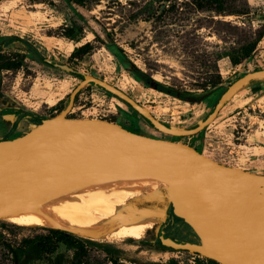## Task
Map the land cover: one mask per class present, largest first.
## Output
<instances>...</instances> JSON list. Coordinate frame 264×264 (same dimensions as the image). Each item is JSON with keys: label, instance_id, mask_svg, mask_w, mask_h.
<instances>
[{"label": "rangeland", "instance_id": "1", "mask_svg": "<svg viewBox=\"0 0 264 264\" xmlns=\"http://www.w3.org/2000/svg\"><path fill=\"white\" fill-rule=\"evenodd\" d=\"M224 7L225 12L197 8L191 0H96L83 7L66 0H0V41L11 36L23 41L1 49L0 64L8 58L16 62L22 57V62L18 69L0 70V140L18 137L62 111L82 80L72 71L104 80L166 126L196 127L229 84L264 69V0H225ZM85 43L90 52L71 58ZM249 44H254L250 56L231 64L228 55H238ZM66 117L107 120L264 175V78L240 88L207 127L190 136L158 131L127 102L96 84L80 89ZM160 193L127 200L135 214L159 220L138 240L95 241L73 234L85 251L80 264H113L111 259L118 264H219L160 243L157 248L139 244H151L154 229L166 221L156 209L168 207L167 189ZM260 206L264 213V202ZM2 218L0 264H15L10 247L50 234L49 228L18 226ZM62 250L58 245L56 251ZM28 264L49 263L40 258Z\"/></svg>", "mask_w": 264, "mask_h": 264}, {"label": "water", "instance_id": "2", "mask_svg": "<svg viewBox=\"0 0 264 264\" xmlns=\"http://www.w3.org/2000/svg\"><path fill=\"white\" fill-rule=\"evenodd\" d=\"M261 78L264 69L246 73L228 86L196 127L177 129L159 122L104 80L83 75L57 115L18 137L0 140V218L71 180L121 171L157 173L181 181L167 188L168 202L173 215L198 239L177 243L160 238L162 245L219 264H264V222L254 197V190L264 186V175L220 164L189 145L138 134L107 120L66 117L80 89L96 84L127 102L158 131L190 136L207 127L240 88ZM156 211L165 215L166 209Z\"/></svg>", "mask_w": 264, "mask_h": 264}, {"label": "bare ground", "instance_id": "3", "mask_svg": "<svg viewBox=\"0 0 264 264\" xmlns=\"http://www.w3.org/2000/svg\"><path fill=\"white\" fill-rule=\"evenodd\" d=\"M180 183L157 173H103L54 186L3 218L18 226L62 230L95 241L140 239L159 220L157 215L135 214L127 200L157 198L161 190ZM254 197L261 208L264 186L254 190ZM261 213L264 222L262 209Z\"/></svg>", "mask_w": 264, "mask_h": 264}, {"label": "trees", "instance_id": "4", "mask_svg": "<svg viewBox=\"0 0 264 264\" xmlns=\"http://www.w3.org/2000/svg\"><path fill=\"white\" fill-rule=\"evenodd\" d=\"M66 1L70 5L83 7L95 2L96 0H66ZM160 1L169 2L170 0H160ZM191 1L194 3V5L197 8H206V9H213L216 12H225V7H224L225 0H191ZM8 42H23V41L14 36L8 37L7 39H2L0 41V57H2L1 55L2 47ZM253 48H254V44L251 45L249 44L245 47H241L238 51V55L236 56L228 55L231 64L237 65L241 62L242 59L248 58ZM90 50H91L90 43H85L82 46L77 47L76 49L73 50V52L71 53V58L80 59L82 56L88 54ZM40 61L44 64L49 63L45 58H41ZM21 62H22V57H20V59L16 62H14L13 59L11 58L5 59V61L0 64V70L18 69L21 65ZM72 73L75 76L83 78V75L76 71H72ZM228 86L226 87V89L228 88ZM77 95L78 93L76 94V96ZM215 105L213 106L212 110L214 109ZM12 112L19 113L17 109H13ZM41 120L42 119H40V121ZM145 121L150 126L153 127V125L148 120L145 119ZM38 123L40 122H36V124ZM49 233L50 234L46 236H35L30 239H24L19 246L15 248L10 247V251L12 253L14 263L28 264L29 261L32 259L41 258L47 261L49 264H77V262L78 264H80L79 261L80 257L85 252L81 241L78 240L73 234L66 231L50 229ZM139 244L148 245L150 247L153 246L147 243V241L145 240H140ZM58 245H61L63 247L62 251H56ZM69 251H73L71 258H68L66 256V253ZM111 261L113 264H118L115 259H111Z\"/></svg>", "mask_w": 264, "mask_h": 264}, {"label": "flooded vegetation", "instance_id": "5", "mask_svg": "<svg viewBox=\"0 0 264 264\" xmlns=\"http://www.w3.org/2000/svg\"><path fill=\"white\" fill-rule=\"evenodd\" d=\"M165 218V223H163V225H160L159 227H156L151 235L150 245H153V248H157L155 247L156 243H160V246H164L162 245L160 238H169L177 243H198L197 237L189 228V226L184 223L182 219L177 218L173 215L170 204L166 208Z\"/></svg>", "mask_w": 264, "mask_h": 264}, {"label": "crops", "instance_id": "6", "mask_svg": "<svg viewBox=\"0 0 264 264\" xmlns=\"http://www.w3.org/2000/svg\"><path fill=\"white\" fill-rule=\"evenodd\" d=\"M26 125V123L25 124H23V126H25ZM16 132V131H15ZM262 148V147H261Z\"/></svg>", "mask_w": 264, "mask_h": 264}]
</instances>
